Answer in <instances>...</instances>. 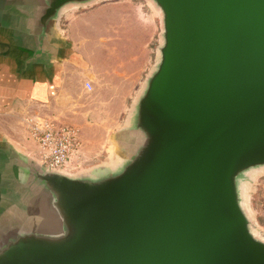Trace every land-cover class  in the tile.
<instances>
[{
	"label": "water",
	"instance_id": "95a60500",
	"mask_svg": "<svg viewBox=\"0 0 264 264\" xmlns=\"http://www.w3.org/2000/svg\"><path fill=\"white\" fill-rule=\"evenodd\" d=\"M100 1L0 0V18L42 52ZM150 1L161 61L106 165L8 155L0 264H264L240 193L264 167V0Z\"/></svg>",
	"mask_w": 264,
	"mask_h": 264
},
{
	"label": "rangeland",
	"instance_id": "374dc122",
	"mask_svg": "<svg viewBox=\"0 0 264 264\" xmlns=\"http://www.w3.org/2000/svg\"><path fill=\"white\" fill-rule=\"evenodd\" d=\"M66 21L67 35L76 36L78 57L86 67L69 74L66 94L71 100L61 107L64 115H41L76 128L82 143L104 137L98 154L83 152L63 170L77 173L104 167L114 153L113 137L120 139L119 131L130 125L160 64L164 23L150 0H102L70 11ZM253 170L240 181L245 183L241 201L252 233L264 242V167Z\"/></svg>",
	"mask_w": 264,
	"mask_h": 264
},
{
	"label": "crops",
	"instance_id": "0c3cea01",
	"mask_svg": "<svg viewBox=\"0 0 264 264\" xmlns=\"http://www.w3.org/2000/svg\"><path fill=\"white\" fill-rule=\"evenodd\" d=\"M66 24L57 41L40 52L15 18H0V181L10 171L7 159L12 150L37 158L38 146L28 132L26 118L43 113L64 115L61 107L71 100L66 94L69 74L86 67L78 57L76 36L67 35ZM103 140L85 138L82 151L98 154Z\"/></svg>",
	"mask_w": 264,
	"mask_h": 264
},
{
	"label": "built area",
	"instance_id": "2783aa9c",
	"mask_svg": "<svg viewBox=\"0 0 264 264\" xmlns=\"http://www.w3.org/2000/svg\"><path fill=\"white\" fill-rule=\"evenodd\" d=\"M25 121L38 146L37 159L45 167L67 169L83 153V143L76 128L60 125L48 116H30Z\"/></svg>",
	"mask_w": 264,
	"mask_h": 264
}]
</instances>
